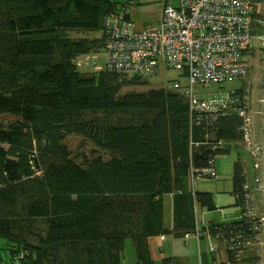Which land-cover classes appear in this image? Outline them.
<instances>
[{
    "label": "trees",
    "instance_id": "obj_1",
    "mask_svg": "<svg viewBox=\"0 0 264 264\" xmlns=\"http://www.w3.org/2000/svg\"><path fill=\"white\" fill-rule=\"evenodd\" d=\"M118 6L0 0V116L16 117L0 119V239L18 264H120L127 239L137 264H153L149 236L193 233L194 205L216 208L211 192L190 190L191 170L201 174L217 154L244 148L246 160L239 154L232 171L237 206L256 174L241 145L245 89L227 94L239 98L229 107L196 120L179 88L137 90L130 87L147 84L139 76L78 69L76 59L98 51L102 38L74 33L102 30L104 15ZM71 135L90 143L89 150L71 151L65 142ZM239 222L208 223V230L229 240ZM239 242H225L237 256L221 264H263L259 249L238 251Z\"/></svg>",
    "mask_w": 264,
    "mask_h": 264
},
{
    "label": "built area",
    "instance_id": "obj_2",
    "mask_svg": "<svg viewBox=\"0 0 264 264\" xmlns=\"http://www.w3.org/2000/svg\"><path fill=\"white\" fill-rule=\"evenodd\" d=\"M256 11L257 4L254 0H176V4H164L158 23L136 29L128 16V7L119 5L114 12L103 17L102 39L100 38L98 46V50L104 49L106 53L103 69L139 76L141 79L155 76L166 69H181L180 74L186 76L188 86L175 84L172 87L179 88L184 93L190 115L196 120L203 114L213 115L218 108L225 109L239 98L233 99L224 94L222 97H197L194 86L222 85L225 81L246 75L250 52L255 49V42L264 48V30L260 31L257 27ZM90 57L94 61L96 55L92 54ZM93 67L95 70L102 69L95 67V63ZM246 106L238 108L243 116L242 142L260 177V166L264 168V148L252 142L251 120ZM222 109L221 112H224ZM214 167L212 159L202 168L201 174H194L191 170L188 180L190 190L194 191L200 176H216L215 172H211ZM257 180L258 189L264 194V172L260 186V179ZM244 190L243 202L238 205L240 222L236 229L239 233H232L229 240L210 234L209 225L199 220L197 205L193 207V235L199 241L202 233H207L208 252L214 258L209 264H221L223 257L218 244L222 243L225 251V242H234L235 239H240L238 251H241V247L248 246L254 250L259 249L258 254L264 264V212L252 203L253 195L247 183L244 184ZM256 228L261 232L253 236L252 231ZM229 248H232L230 244ZM217 253L219 255L215 258ZM225 254L224 261L227 258L236 259L237 256L231 251H225Z\"/></svg>",
    "mask_w": 264,
    "mask_h": 264
},
{
    "label": "rangeland",
    "instance_id": "obj_3",
    "mask_svg": "<svg viewBox=\"0 0 264 264\" xmlns=\"http://www.w3.org/2000/svg\"><path fill=\"white\" fill-rule=\"evenodd\" d=\"M118 1V0H117ZM126 0H123L125 2ZM170 3L175 4L176 0H169ZM157 1H153L146 5L133 10L134 16L136 18L137 25L141 24L148 18L155 17L160 11V7L157 5ZM136 4L131 5V9L136 7ZM145 7V8H144ZM257 10L261 13L260 17H257V26L264 30V0L261 1ZM136 11V14H135ZM135 27V24H134ZM136 28V27H135ZM83 36L89 39L101 37L102 30L92 31L87 33H74V36ZM95 54L96 58L94 61L91 59V55ZM76 60L82 62V66H79V70L82 72H93L95 67L104 68L106 61V53L104 49H99L95 52H90L86 55L79 56ZM181 69H166V71H161L155 76L148 77L144 80L147 81L146 85H133L137 90L147 89L148 87H160L169 84L172 87L175 84L180 86H188V81L186 76L180 74ZM128 88V89H130ZM243 88L245 89V101L248 106L247 112L251 120L252 129V142L253 144H259L260 148H264V48L258 46V42H255V49L250 52L249 58V68L247 73L242 78L232 79L223 82L222 85L211 84L208 87H203L198 84L194 86L197 97H222L227 96V94L235 89ZM40 100V98H35ZM16 117L9 115H1L0 119L11 120ZM66 144L69 149L74 152L88 151L91 147L90 143L82 139L81 136L71 135L66 138ZM241 145H245L241 142ZM240 156L242 157V162L246 160V150L242 148ZM234 148H231L228 152L219 153L214 158V172L216 176L206 177L200 176L196 182V189L199 191L211 192L213 195V202L216 206L215 209L209 210L206 207L197 206L199 220L203 224L210 223H223L233 221L238 218L240 214L238 206L235 204V197L233 194V183H232V171L233 163L236 161L238 155ZM261 167L260 177L257 175L259 171L253 167L256 174L255 176L260 179L259 186L263 181L264 168ZM250 175V174H249ZM262 175V178H261ZM252 175L251 183H247L249 190L253 195L252 203H255L260 211L264 212V194L258 189V180ZM170 200L165 199V225L169 226L172 222L171 216H169ZM264 235V232H262ZM164 238V239H163ZM163 238H160L159 234H153L148 238V247L153 259V264H162L163 258H172V264H202L205 263L206 259L210 260L208 255V243L206 233H202V236L197 241V238L193 233H187L184 236L174 237L171 233H164ZM0 253L3 259V264H18L17 260L12 259L10 256L9 249L4 245V240L0 239ZM220 247V252L222 257H225V251L223 250L224 245L222 243L218 244ZM199 253L203 254L199 255ZM120 264H137V259L135 255V249L131 243V239H127L124 247L123 257Z\"/></svg>",
    "mask_w": 264,
    "mask_h": 264
},
{
    "label": "crops",
    "instance_id": "obj_4",
    "mask_svg": "<svg viewBox=\"0 0 264 264\" xmlns=\"http://www.w3.org/2000/svg\"><path fill=\"white\" fill-rule=\"evenodd\" d=\"M110 1L115 2L118 5L125 4L126 6H128V10H129L128 16L133 21V23L135 24L136 29H142L145 26L158 23L159 20H160V17H161V13H162V9H163L164 4L166 2H169V0H156L158 2L157 5L160 7V11L156 14L155 17L148 18L144 22H142L141 24L137 25L136 18L134 16V13H132L133 10H135L136 8H139V7L143 6V5H146L148 3H151V2H153L155 0H126L125 2H123V0H118V1L117 0H110ZM132 4H136L137 6L136 7H133L131 9V5ZM135 14H136V11H135ZM166 198H169V200H170V205H169L170 213H169V216H171V214H172V212H171V197L170 196H166ZM171 218H172V216H171ZM171 225H172V222H171V224H169V226H171ZM160 238H161V236H160Z\"/></svg>",
    "mask_w": 264,
    "mask_h": 264
},
{
    "label": "bare ground",
    "instance_id": "obj_5",
    "mask_svg": "<svg viewBox=\"0 0 264 264\" xmlns=\"http://www.w3.org/2000/svg\"><path fill=\"white\" fill-rule=\"evenodd\" d=\"M131 20V19H130ZM132 21V20H131ZM133 22V21H132ZM228 107V106H227ZM226 108V107H225ZM211 172L214 173V170H211ZM196 188V185L194 186V189ZM199 242V241H198Z\"/></svg>",
    "mask_w": 264,
    "mask_h": 264
},
{
    "label": "clouds",
    "instance_id": "obj_6",
    "mask_svg": "<svg viewBox=\"0 0 264 264\" xmlns=\"http://www.w3.org/2000/svg\"><path fill=\"white\" fill-rule=\"evenodd\" d=\"M161 236V235H160ZM163 236V235H162Z\"/></svg>",
    "mask_w": 264,
    "mask_h": 264
}]
</instances>
